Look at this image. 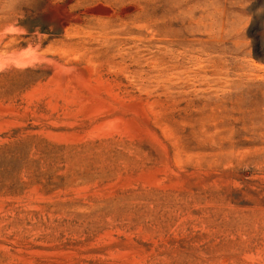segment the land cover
Returning a JSON list of instances; mask_svg holds the SVG:
<instances>
[{
	"label": "rangeland",
	"instance_id": "rangeland-1",
	"mask_svg": "<svg viewBox=\"0 0 264 264\" xmlns=\"http://www.w3.org/2000/svg\"><path fill=\"white\" fill-rule=\"evenodd\" d=\"M0 264H264V0H0Z\"/></svg>",
	"mask_w": 264,
	"mask_h": 264
}]
</instances>
